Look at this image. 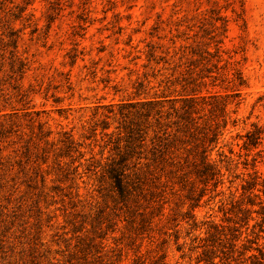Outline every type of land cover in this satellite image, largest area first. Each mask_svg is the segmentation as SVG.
Here are the masks:
<instances>
[{
  "label": "rangeland",
  "instance_id": "374dc122",
  "mask_svg": "<svg viewBox=\"0 0 264 264\" xmlns=\"http://www.w3.org/2000/svg\"><path fill=\"white\" fill-rule=\"evenodd\" d=\"M0 264H264V0H0Z\"/></svg>",
  "mask_w": 264,
  "mask_h": 264
},
{
  "label": "trees",
  "instance_id": "16d2710c",
  "mask_svg": "<svg viewBox=\"0 0 264 264\" xmlns=\"http://www.w3.org/2000/svg\"><path fill=\"white\" fill-rule=\"evenodd\" d=\"M237 94V93H235ZM199 97H187V98H183V101H185V104L183 106V109H184V113H181L179 115V120L178 122L180 123V126L182 127H185L187 128L188 130H190V128H193L194 124L196 123L195 122V118L193 117V113H194V110L197 108L198 104H199ZM131 104V103H130ZM154 105V101L153 100H149V101H145L143 102L142 104V108L144 109H147V112L145 113L146 115H150L151 113V106ZM132 107H135V105H131ZM226 106H227V102H221L219 101L217 105H215V107L217 109H220V114H215V118H217L218 116H224L225 114V109H226ZM216 109H214L215 111ZM226 124V123H225ZM198 126H197V130H198ZM218 129V130H217ZM179 131V130H178ZM262 132L263 130L258 127V126H255V128L252 130V131H249V139H250V142L252 144L254 143H258V141L261 139V136H262ZM220 135V130H219V125L216 126L215 129H212V136H210V139L207 140L209 142H212V141H215L218 139ZM204 146L206 145L203 144ZM206 148L207 147H204L203 148V152L206 151ZM208 156H204L203 160H202V163L204 164V166H210V162L208 161ZM121 171L119 170H116V183H117V186L121 192V194H124L125 192V186L123 184V180L121 179Z\"/></svg>",
  "mask_w": 264,
  "mask_h": 264
}]
</instances>
